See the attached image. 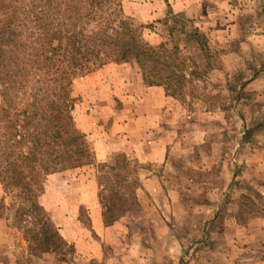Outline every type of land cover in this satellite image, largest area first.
<instances>
[{
	"label": "rangeland",
	"instance_id": "1",
	"mask_svg": "<svg viewBox=\"0 0 264 264\" xmlns=\"http://www.w3.org/2000/svg\"><path fill=\"white\" fill-rule=\"evenodd\" d=\"M14 1L33 10L17 13L21 52L0 48L15 73L0 71V264H264V0ZM195 28L204 49L178 32ZM45 30L82 32L113 57L94 59L69 89L89 157L47 153L39 185L21 191L4 170L16 85L4 99L2 83L16 84L17 66L35 75L34 37ZM117 30L168 43L171 61L117 60L101 34ZM82 192L94 193L95 208ZM101 212L112 229L99 235L92 220ZM67 219L101 243L99 255L62 237Z\"/></svg>",
	"mask_w": 264,
	"mask_h": 264
},
{
	"label": "trees",
	"instance_id": "2",
	"mask_svg": "<svg viewBox=\"0 0 264 264\" xmlns=\"http://www.w3.org/2000/svg\"><path fill=\"white\" fill-rule=\"evenodd\" d=\"M21 7L27 12L33 10V7L22 5V3L19 6L16 5L14 0H0V48H6L15 54L21 52L23 45L20 40L21 34L17 29L21 25L20 21L24 20L17 16ZM33 21L41 25L38 18H34ZM54 31L45 30L34 37L35 42H39L34 54L37 60L35 75L29 73L23 75L20 66H17L16 84L7 82H13L11 79H6L7 81L2 83L4 99L14 97L16 94V110L13 113L7 112L12 115L10 122L13 127V142L7 158L8 162H5L4 166L6 172L11 170L14 172L11 176L14 177L12 180L15 181L12 184L16 185V190H31L39 185L42 179L39 159L47 153L66 150L71 157L77 159L76 162H81L90 155L85 134L74 123L72 115L74 99L69 96V89L78 72L90 69L97 64L94 59L99 57L108 59L107 56L113 57V55L110 51L104 50L107 56L103 57L105 54H100L99 50L92 48L91 43L84 42L85 38L90 36L80 37L79 34H83L82 32L70 35L57 34ZM130 32L117 30L115 34L110 35L103 31L101 34L105 40H102V45L112 44L110 48L117 50L114 56L117 60L137 59L143 63L146 58L154 67L171 61L164 57L165 52H168V43L167 45L166 42L157 45L147 44L137 33L131 30ZM178 32L196 36V40L203 44L204 49L207 39L198 28L191 31L182 29ZM33 35L29 34V37ZM175 35L177 32L173 30V27L169 28L170 53L178 51ZM1 51L7 50L1 49ZM12 60L14 58H0V71L4 70L7 76L15 74L11 68ZM159 76L162 75L159 74ZM152 83H161V81L158 79L153 82L152 80ZM15 85L16 93L14 94L11 90L15 88ZM4 175L0 170V180L3 183L6 180ZM27 199L29 202L32 201L29 196ZM34 203L37 202L34 201Z\"/></svg>",
	"mask_w": 264,
	"mask_h": 264
},
{
	"label": "crops",
	"instance_id": "3",
	"mask_svg": "<svg viewBox=\"0 0 264 264\" xmlns=\"http://www.w3.org/2000/svg\"><path fill=\"white\" fill-rule=\"evenodd\" d=\"M111 145L112 144H110V146ZM100 148L101 149L98 150V152H99L98 154L101 156L102 155L101 152L105 151V149H107V148L104 146V144H102V146H100ZM114 149H116V148L114 147L112 150H114ZM122 149L126 150L125 148H121V150ZM0 187H1V185H0ZM0 192H1V188H0ZM90 197H92V201L89 203L87 200ZM81 202L86 203L87 206H90L92 208H95L97 206L96 201H95V197H94V193L82 192ZM81 202L74 204V206L78 209L81 206ZM101 214H102V212L95 214V218L92 220L93 228H94L95 232L99 235H102L103 233H108V232H110L109 230L112 229L111 226L103 224L104 222H103ZM64 222H65L64 220H60L59 226L64 228V229L60 228V231H61L62 237L67 242L75 243L78 247V250L81 253H84V254L89 253L90 255H94V253H96V255L100 254L99 252H100V248H101V243L99 241L92 238L85 231L80 230L79 224L76 225V228H73L72 221L67 219L66 223H64ZM101 240L106 242V241H108V237L107 236L101 237ZM102 255H104V252H102Z\"/></svg>",
	"mask_w": 264,
	"mask_h": 264
}]
</instances>
